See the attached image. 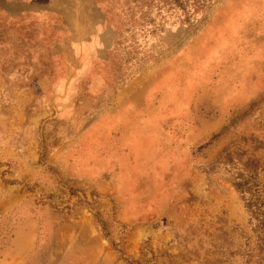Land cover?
I'll return each instance as SVG.
<instances>
[{
  "label": "rangeland",
  "instance_id": "obj_1",
  "mask_svg": "<svg viewBox=\"0 0 264 264\" xmlns=\"http://www.w3.org/2000/svg\"><path fill=\"white\" fill-rule=\"evenodd\" d=\"M0 0V264H264V0Z\"/></svg>",
  "mask_w": 264,
  "mask_h": 264
},
{
  "label": "trees",
  "instance_id": "obj_2",
  "mask_svg": "<svg viewBox=\"0 0 264 264\" xmlns=\"http://www.w3.org/2000/svg\"><path fill=\"white\" fill-rule=\"evenodd\" d=\"M196 3L198 4V2H196V1L194 0V5H196Z\"/></svg>",
  "mask_w": 264,
  "mask_h": 264
}]
</instances>
